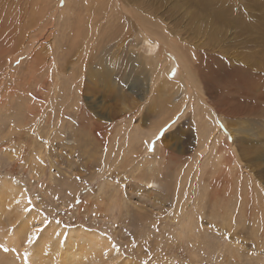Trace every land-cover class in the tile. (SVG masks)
I'll use <instances>...</instances> for the list:
<instances>
[{
    "label": "rangeland",
    "instance_id": "rangeland-1",
    "mask_svg": "<svg viewBox=\"0 0 264 264\" xmlns=\"http://www.w3.org/2000/svg\"><path fill=\"white\" fill-rule=\"evenodd\" d=\"M26 10L7 17L17 39L0 35V190L13 183L20 203L0 208L4 264L32 256L49 230L67 242L75 227L111 244L103 264H264V0H33ZM135 18L175 40L223 147L198 150L194 110L211 113L198 100L182 106L169 84L150 95L158 52L133 45ZM173 62L169 83L183 84ZM174 112L162 148L147 153L142 137ZM154 161L159 183L146 185Z\"/></svg>",
    "mask_w": 264,
    "mask_h": 264
},
{
    "label": "bare ground",
    "instance_id": "bare-ground-1",
    "mask_svg": "<svg viewBox=\"0 0 264 264\" xmlns=\"http://www.w3.org/2000/svg\"><path fill=\"white\" fill-rule=\"evenodd\" d=\"M2 1L3 2H1V0H0V13H1L0 35L2 36L3 43L5 45H8L9 42L11 43L14 41L13 40L14 38L12 36L15 32L13 29H11L12 26H9V25L10 24H16V23L6 22L8 20L7 17H10V18L14 19L15 21H17L19 14H22V15H26L25 16V18H26L28 15L27 13H29L28 10H26V9H28V7L30 6V2L33 0H2ZM33 3L35 4V2H33ZM5 4H6V7H5V9H3L2 6ZM125 6H126V9H125L126 13H129V11L127 10V4ZM15 7H18V8H15ZM137 9H138V7H137ZM10 10H12V11H10ZM134 15L135 14H133V16ZM134 21L137 23L136 25L138 27V32L135 33V36L138 35L141 37V39L139 41L138 37L134 36L133 39H135V41H133V45L135 47H137V46H139V44H142L144 46L143 48L145 49V51L144 50L143 51L145 53L146 52H151V53L153 52V54H154L155 52H158L157 55L155 53L156 56L153 57L157 63V64L156 63L153 64V67L156 68L157 72L154 71L151 74V84L152 85L150 87V89H151L150 95L152 94V92H156L155 89L156 90L159 89V91H164V90L166 91L165 88L169 84V87L167 88V90L169 91L170 94H180L182 96V102H181V103H183L182 106H184L185 101L187 103H192L194 100H198L204 106V109L205 108L208 110L210 109L209 111H211V113H213L214 116L211 113L209 114V112H207V114H205L203 112L202 113L199 111L196 112L194 110V114H193V119L195 121L194 126H195L196 134H197L198 150H200V149L208 150V149H213V148L216 149L217 148L216 146L218 145V143L219 144L221 143V140H222V137L224 136L223 134H224L225 130L220 129L222 122H220L218 120L219 119L218 114H216L213 111L214 108L207 102L206 92H205L204 88L201 85L199 86L198 84H196L195 79L197 77V74L192 69V67L189 66V63L187 62L186 57L182 54V52L179 50V48L176 47L175 42H173V41H175V40H173V38H171L169 36L166 41L163 40V38H162L163 35L160 32H158L154 26L150 25L152 21H149V23L145 22V21L140 22V20L137 18H135ZM136 25H135V28H136ZM3 29L11 31V34H12L11 39L9 38L10 35L9 36L5 35L8 32L4 31ZM132 30H133V28H132ZM14 35H16V34H14ZM15 39H17V35L15 36ZM162 42H163V44H162ZM173 61H176V64H178L181 68L179 74H177L178 75L177 80L183 81V84L182 83H169L172 79H170V77L168 78V76H167L168 74L165 73L164 64L167 62H173ZM37 64H40V61H37ZM110 64L114 68L117 67L118 64H121L123 66L122 63H118V60L113 59L112 57H110ZM258 66H260V65H258ZM125 74L126 73H122V77H125L124 76ZM101 77L103 78L104 75L101 74ZM102 78H100V79H102ZM167 79H169V80H167ZM98 83H96V84L98 85ZM103 84L105 85V80H104ZM86 85H87V83L84 84V86H86ZM110 85H111V83H110ZM87 88H89V86ZM153 94H157V93H153ZM156 98H157V95H154V99H156ZM155 102H157V101H155ZM193 104H197V103H193ZM204 112H206V111H204ZM175 114L176 113L174 112L169 118H166V120L164 122H162L156 129L152 130L147 135H144L142 137L143 142L146 144V152L147 153H149L148 149L150 151L154 150V153H156V154L160 151V148H162L161 145H162V140H163V139H161V138H163L162 134H164L167 129L169 130V128L171 126V123H169V122L171 121L172 118H174ZM167 123H169V124H167ZM174 124H175V122H174ZM227 126L229 129L228 132H231V134L229 133L230 134L229 136L232 137V141H233L232 146L234 147V149H233V153H234V151L236 152V150H235V143L236 142L235 141L237 140L235 138H237L236 135L238 133L236 134L233 131V129H232L233 126H229V123H227ZM168 130H167V132H168ZM230 142H231V140H230ZM149 144H150V146H153V148H150ZM223 144H225L224 141H223ZM221 145H222V143H221ZM213 146H215V147H213ZM222 147H223V145H222ZM221 149H219V151H217V152L215 151L214 170L218 171V172H220V170H221L220 167L223 165L224 160L227 159V158H224L223 151ZM227 150H228V147H227ZM156 154H155V156H156ZM148 155H150V154H148ZM201 156L203 157V155H201ZM235 157L238 160V157H240V156H238V157L235 156ZM156 160H157V157H156L155 161ZM155 161L153 162L154 164L149 165L148 169L150 170V172H149L148 176L151 179L150 180L146 179L147 180L145 182L146 185L150 184L152 186H155V185L157 186L159 183L157 180V177L160 174V172H159L160 168L156 169V168L152 167L155 165V163H156ZM200 161H202V160H200ZM225 162H227V161H225ZM224 166H226V165H224ZM224 166H222V167H224ZM198 167H200V165ZM226 171H228V170H226ZM215 174H214V176H215ZM144 179H145V177L141 178V180H143V182H144ZM8 184H5L0 190V208H3L5 211H8V212H15L17 209H15L16 205H14L13 202L3 203L5 201H7L9 198L11 201H14L17 204L18 208H20L19 207V205H20L19 199H18V201L11 199V196L14 194L13 193L14 192L13 191V183L9 182ZM214 194H215V192H214ZM19 195L21 197V194H19ZM213 196L217 197V195L216 196L213 195ZM3 209H1V210H3ZM16 212L18 213V211H16ZM20 214H22V213H20ZM190 222H191V220H190ZM190 222L187 221L186 223L183 224L185 230L188 229V226L191 224ZM23 223H24V225L21 227V230H23L28 236H30L31 228H30L29 223L26 221H24ZM58 229L59 228H55L54 230H49L44 234V236L38 241V243L36 245L37 248L35 249V252L32 254V256L28 255V253L22 252V254H20L22 259L19 261V263L20 264H83L82 263V258H83L84 263L85 262H90V263L93 262L96 264H103L104 259H105V254H107V252L111 251V244L109 245V243L107 241L102 239L101 235L94 234V231H88L87 232L86 228H84V227H75V228L70 229V231H73L75 234L73 235V232H69V235H67L68 241L65 243H60L59 241L52 243V238H56L55 234L58 231ZM19 234H20L19 232L15 234L17 239H18ZM64 235H65V227L62 228V232H60V234H59L60 239L64 238ZM82 237H86L87 241H84L85 239H82ZM11 253H14V252H11ZM11 259L12 258L8 259L7 257H5L3 255L2 252H0V264H4V262H7V260L9 262H12Z\"/></svg>",
    "mask_w": 264,
    "mask_h": 264
},
{
    "label": "snow or ice",
    "instance_id": "snow-or-ice-1",
    "mask_svg": "<svg viewBox=\"0 0 264 264\" xmlns=\"http://www.w3.org/2000/svg\"><path fill=\"white\" fill-rule=\"evenodd\" d=\"M27 242L32 243V237H27Z\"/></svg>",
    "mask_w": 264,
    "mask_h": 264
}]
</instances>
